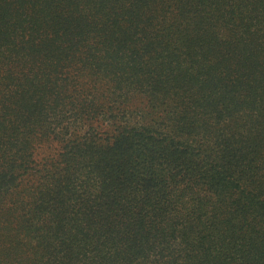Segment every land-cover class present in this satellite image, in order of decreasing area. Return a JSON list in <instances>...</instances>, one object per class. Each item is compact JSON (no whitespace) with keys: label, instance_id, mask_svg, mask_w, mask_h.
<instances>
[{"label":"trees","instance_id":"trees-1","mask_svg":"<svg viewBox=\"0 0 264 264\" xmlns=\"http://www.w3.org/2000/svg\"><path fill=\"white\" fill-rule=\"evenodd\" d=\"M0 264H264V0H0Z\"/></svg>","mask_w":264,"mask_h":264}]
</instances>
